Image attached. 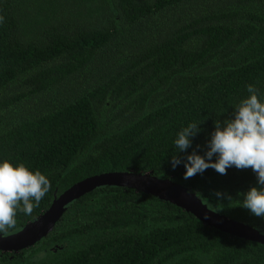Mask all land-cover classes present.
I'll return each mask as SVG.
<instances>
[{
	"label": "trees",
	"instance_id": "1",
	"mask_svg": "<svg viewBox=\"0 0 264 264\" xmlns=\"http://www.w3.org/2000/svg\"><path fill=\"white\" fill-rule=\"evenodd\" d=\"M0 17V161L51 183L4 234L77 180L128 169L171 177L264 232V218L242 206L257 184L251 168L184 179L187 155L205 154L215 121L233 117L249 84L264 100V0H0ZM193 122L200 131L180 151L174 141ZM0 264H264V243L101 185L67 203L33 245L0 250Z\"/></svg>",
	"mask_w": 264,
	"mask_h": 264
},
{
	"label": "clouds",
	"instance_id": "2",
	"mask_svg": "<svg viewBox=\"0 0 264 264\" xmlns=\"http://www.w3.org/2000/svg\"><path fill=\"white\" fill-rule=\"evenodd\" d=\"M247 91L250 95L240 101L231 119L215 121L205 154L193 151L187 155L184 179L210 167L221 175L233 166L251 168L257 184L242 193V206L252 215L264 218V100L259 98L253 85L249 84ZM199 124L189 123L178 133L174 141L178 150L185 151L191 146L192 138L200 131ZM180 163L181 159L174 155L173 169ZM50 189V180L39 170L33 171L23 163L13 164L7 159L0 161V233L15 227L18 211L31 215ZM216 195L223 198L224 194L217 192Z\"/></svg>",
	"mask_w": 264,
	"mask_h": 264
},
{
	"label": "water",
	"instance_id": "3",
	"mask_svg": "<svg viewBox=\"0 0 264 264\" xmlns=\"http://www.w3.org/2000/svg\"><path fill=\"white\" fill-rule=\"evenodd\" d=\"M101 185L127 186L174 203L204 224L230 235L264 243V232L257 227L209 207L182 183L152 171L109 170L85 176L55 194L49 206L17 230L0 233V250L18 251L46 236L61 218L67 203Z\"/></svg>",
	"mask_w": 264,
	"mask_h": 264
}]
</instances>
